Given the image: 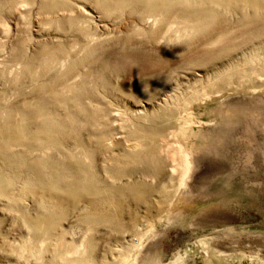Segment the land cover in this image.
I'll return each mask as SVG.
<instances>
[{
	"label": "rangeland",
	"instance_id": "374dc122",
	"mask_svg": "<svg viewBox=\"0 0 264 264\" xmlns=\"http://www.w3.org/2000/svg\"><path fill=\"white\" fill-rule=\"evenodd\" d=\"M0 264H264V0H0Z\"/></svg>",
	"mask_w": 264,
	"mask_h": 264
}]
</instances>
